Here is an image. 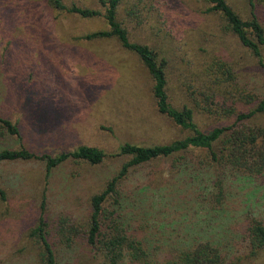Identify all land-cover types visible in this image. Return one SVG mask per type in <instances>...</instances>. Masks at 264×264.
<instances>
[{
  "label": "rangeland",
  "instance_id": "rangeland-1",
  "mask_svg": "<svg viewBox=\"0 0 264 264\" xmlns=\"http://www.w3.org/2000/svg\"><path fill=\"white\" fill-rule=\"evenodd\" d=\"M228 1L250 17L248 0ZM64 2L102 14L82 18L48 0H0V114L18 122L22 133H0V150L25 146L56 155L89 145L107 156L99 164L67 160L49 176L40 159L0 161L8 196L0 199V264H39L40 244L30 232L42 214L60 264H101L84 234L73 246L60 243L61 218L88 228L92 196L131 159L115 155L121 144H164L192 134L158 110L154 79L138 55L114 38H82L107 28L101 1ZM209 7L208 0H122L119 7L131 40L167 61L172 103L193 107L204 131L236 124L239 113L264 97V48L261 62ZM260 8L264 15V2ZM220 62L231 73L219 74L220 94L210 99L211 73H220ZM238 123L264 127V113ZM200 153L190 150L182 163L169 157L131 167L109 210L154 257L210 241L226 264H264V248L252 253L247 239L252 220L264 223V175L230 167L216 173L197 164ZM217 182L225 184L221 202Z\"/></svg>",
  "mask_w": 264,
  "mask_h": 264
},
{
  "label": "trees",
  "instance_id": "trees-1",
  "mask_svg": "<svg viewBox=\"0 0 264 264\" xmlns=\"http://www.w3.org/2000/svg\"><path fill=\"white\" fill-rule=\"evenodd\" d=\"M105 7L103 14L107 23L106 29L85 33L82 38L86 40L117 39L120 44L134 52L154 79L153 93L157 108L161 113L169 116L177 125L192 134L176 139L169 143L140 145L125 142L119 146L115 155L130 156L115 176L107 183L104 190L91 198L92 212L89 226L86 230L76 223L71 224L66 217L61 218L59 225L60 243L73 246L75 240L85 235L87 242L96 248L102 258L101 264H226L224 253L210 241H202L190 247L172 249L163 257H154L150 254L144 239L130 235L115 212L109 210L108 203L118 202L120 197L119 185L128 175L131 167L148 163L160 158L174 157L182 163L185 154L190 150H200L197 164L201 167L212 168L219 173L225 167L244 172L245 175H264V127H240L239 121L250 119L257 113H264V97L257 102L255 109L238 114V121L233 125L216 126L210 131L199 128L195 120V109L184 104L182 108L176 107L169 93L167 77V61L159 58V54L151 46L131 40L128 29L119 19V7L122 0H100ZM208 11L223 16L226 29L237 37L241 44L251 50L263 62L264 48V15L260 3L264 0H248L250 17L243 18L228 0H208ZM56 10L66 11L82 18H93L102 14L98 9L80 6L77 3L67 4L64 0H48ZM220 73H211L210 99L216 98L221 91V76H230L231 71L225 63H219ZM220 74V75H219ZM206 81V79H205ZM208 82V81H207ZM215 83L220 84L215 88ZM242 124V123H241ZM1 135L10 134L22 137L18 122L0 114ZM203 152L205 155H203ZM107 154L104 150L89 145H80L71 151H63L56 155L49 153L38 154L25 146L20 148H5L0 150V161H16L40 159L45 162L46 176L54 168L67 160L87 161L99 164L104 161ZM218 196L216 201L221 202L225 194V184L217 182ZM7 192L0 185V199L7 200ZM46 193L43 192L42 209H45ZM248 246L252 253L264 248V223L254 219L248 227ZM48 223L42 214L38 223L31 229V236L40 244L38 255L39 264H60L54 246L48 238Z\"/></svg>",
  "mask_w": 264,
  "mask_h": 264
}]
</instances>
